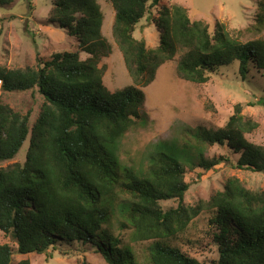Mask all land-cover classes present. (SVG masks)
Segmentation results:
<instances>
[{"label": "trees", "instance_id": "trees-1", "mask_svg": "<svg viewBox=\"0 0 264 264\" xmlns=\"http://www.w3.org/2000/svg\"><path fill=\"white\" fill-rule=\"evenodd\" d=\"M109 1L132 85L110 91L104 84L99 62L111 45L97 0H51L48 22L75 37L78 49L48 60L37 53L34 67L0 65L3 92L37 89L44 98L32 126L31 110L23 114L0 98V161L17 157L30 136L25 162L0 166V230L17 244V250L0 244V264H11L15 252L43 254L78 244L93 247L107 264H264V191L233 176L208 201L184 203L188 166L209 171L230 161L226 155L207 157L209 146L226 145L239 155L236 167L264 172V146L246 137L258 123L242 114V104L221 128H195L182 144L158 142L145 167L124 163L117 151L128 131L148 122L140 112L143 89L166 61L178 54L179 77L196 83L237 61L246 79L252 69H264V40L240 41L220 22L212 32L180 3ZM13 2L0 0V8ZM146 16L160 30L155 48L136 37ZM81 52L90 56L83 59ZM172 199L178 206L163 209L160 202ZM203 211L209 212V227L202 235L216 249L210 260L167 241L184 234ZM115 221L134 242L152 240L148 262H140L114 232Z\"/></svg>", "mask_w": 264, "mask_h": 264}, {"label": "rangeland", "instance_id": "rangeland-1", "mask_svg": "<svg viewBox=\"0 0 264 264\" xmlns=\"http://www.w3.org/2000/svg\"><path fill=\"white\" fill-rule=\"evenodd\" d=\"M164 1L180 3L194 20L209 24L212 32L215 24L220 22L232 37L240 41L264 40V0ZM97 2L104 14L102 33L111 45V52L101 58L99 65L105 69L104 84L110 91H115L132 85L134 81L114 36L116 11L109 0ZM51 7V0H14L12 4L0 8V65L10 68L34 67L37 64V53L48 60L55 52L78 49L75 37L48 22ZM147 16L138 24L136 37L146 39L147 46L155 48L160 40V30ZM89 56L86 52H81L83 59ZM178 59L177 54L161 65L154 81L144 87L146 99L140 112L147 114L148 122L145 126L131 129L122 138L117 150L120 159L129 165L142 164L145 167L158 142L166 141L171 144L176 141L182 144L191 138L190 133L195 128H221L233 115L238 103L242 104V114L258 123L255 130L246 134L247 139L264 146V103H261L264 100V69L254 68L243 79L239 73V63L235 61L211 73L207 82L196 83L179 77ZM0 98L23 114L31 110V126L44 103V98L37 89L3 92L0 87ZM29 143L30 136L18 156L12 160L0 161V166L6 167L17 161L24 163ZM220 155H226L230 161H223L209 171L187 167L185 180L190 187L184 197L186 205L208 201L233 176L238 177L249 189L264 191V172L236 167L239 155L226 145L209 146L206 151L209 158ZM160 204L163 209H169L177 207L178 201L172 199L161 201ZM208 214V211H203L184 234L167 240L168 243L181 246L201 260L214 259L216 249L209 243L208 236L202 235L209 227ZM118 225L119 222L115 221L114 232L120 234ZM120 236L124 243L133 246L140 262L149 261L152 240L134 242L129 230ZM4 243H10L17 250V244L0 230V244ZM68 247H63L61 251L59 248H50L43 254L15 252L11 264H84V261L89 264H107L102 254L89 245L78 244L67 250Z\"/></svg>", "mask_w": 264, "mask_h": 264}]
</instances>
